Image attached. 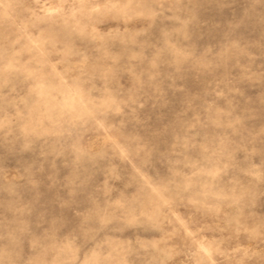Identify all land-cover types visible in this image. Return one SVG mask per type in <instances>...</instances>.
Segmentation results:
<instances>
[{
    "label": "rangeland",
    "instance_id": "374dc122",
    "mask_svg": "<svg viewBox=\"0 0 264 264\" xmlns=\"http://www.w3.org/2000/svg\"><path fill=\"white\" fill-rule=\"evenodd\" d=\"M0 264H264V0H0Z\"/></svg>",
    "mask_w": 264,
    "mask_h": 264
}]
</instances>
